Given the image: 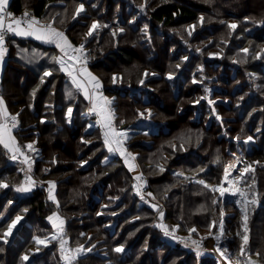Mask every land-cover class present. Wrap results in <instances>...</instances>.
Returning <instances> with one entry per match:
<instances>
[{
  "label": "trees",
  "instance_id": "obj_1",
  "mask_svg": "<svg viewBox=\"0 0 264 264\" xmlns=\"http://www.w3.org/2000/svg\"><path fill=\"white\" fill-rule=\"evenodd\" d=\"M131 1L134 5L146 4V15L138 18L136 8L130 10L127 2L119 0H13L9 10L17 15L28 12L41 21L50 22L55 18V26L65 30L75 45L83 41L94 18L116 28L115 35L108 26L98 39L89 41L88 47L94 54L91 70L103 82L107 93L118 96L115 121L118 128H134L140 109H153L151 125L139 126L142 131L135 134L132 145L140 150L138 163L144 179L143 191L150 197L149 204H139L131 172L120 158L105 162L107 152L100 132L85 133L87 121L81 117L87 108L84 101L77 105L72 126L67 124V108L75 101L74 95H69L70 91L65 89V76L52 60L57 57L56 52L43 51L40 46L21 41L10 53L3 96L10 103L24 106L19 141L34 139L38 132L42 159L34 164L32 175L37 180L57 182L58 204L49 199L44 189H36L26 196L16 191L26 179L25 169L19 171L20 164H10V155L0 144V183L9 185V188H0V264H63L57 245L42 249L30 262L22 256L35 245V236L53 231L48 218L56 212L69 221V234L74 241L86 239L80 237L82 232L92 233L89 244L102 241L97 248H104L108 260L114 264L132 261L136 244L143 246L145 240L152 250L140 264H159L157 251L171 246L161 241L153 222L162 212L166 224L178 221L181 229L210 227L214 217L221 213L220 205L213 203L217 194L196 181L221 184L225 163L238 152L237 138H254L256 142L247 155L260 164L264 162V60L254 59L255 51L259 50L256 45L264 44V0ZM80 3L85 4L86 12L74 21L73 14ZM200 15L204 17L203 23ZM115 20H119L118 26ZM230 21L239 25L234 36L228 27ZM192 23L199 29L193 38L187 30ZM119 27L124 29L122 34L117 31ZM240 37L242 41H238ZM210 40L212 44L204 48ZM184 42L202 48L200 55L190 53L192 58L187 63L182 61L187 54L182 52L187 51ZM246 47L253 51L251 58L241 51ZM223 49L225 59L205 60L203 71L196 75L202 84L192 83L191 75L198 69L197 63L204 60L201 55ZM235 53L238 63L234 64ZM179 64L185 70L178 72ZM48 70L53 72L50 78L43 75ZM248 71L259 78L255 88L247 80ZM177 73L179 78L167 79V74ZM211 73L218 76L213 77ZM113 74L121 75L116 88H113ZM203 76L212 78V84L217 86L214 97L229 100L216 105L224 116L222 122L211 118L206 102L200 106L199 115L191 104L196 96H206ZM43 118L48 122H42ZM82 139H93V142L88 144ZM46 166L49 172H45ZM160 167H164V171H156ZM257 170L263 202L260 211H264V168L259 165ZM153 205L157 206V211ZM225 210L232 214L231 207L226 206ZM99 212L102 215L98 216ZM17 214L25 216L27 221L18 234L13 239L7 237L5 243L3 234ZM136 217L139 220L133 222ZM231 218L237 220V217ZM108 224L113 227H107ZM256 224L253 230L259 255L253 259L263 263L264 218L258 216ZM119 245L131 248L125 260L118 259L115 247ZM171 258V254H166L164 264H169ZM105 260L99 255H88L76 264H103Z\"/></svg>",
  "mask_w": 264,
  "mask_h": 264
},
{
  "label": "rangeland",
  "instance_id": "obj_2",
  "mask_svg": "<svg viewBox=\"0 0 264 264\" xmlns=\"http://www.w3.org/2000/svg\"><path fill=\"white\" fill-rule=\"evenodd\" d=\"M119 1L127 2V5L129 6L130 10L133 8H136L135 14L138 15V18H141L143 15H146V13H147L146 4H142L141 6H139L136 4L134 5V2L131 0H119ZM145 3H146V0H145ZM84 6H85V4H84ZM85 9H86V6H85ZM200 16L203 17V15H200ZM94 20H97L98 22H100L96 18H94L91 21H94ZM133 23H135V21H133ZM232 23H235L237 25V27L234 31L231 29V32L233 33V36H234L236 34L235 32L238 30L239 25L236 21H230L229 22V24H232ZM101 24L107 25V27L109 26L110 28H112L111 30L113 32L116 31V28H113L111 23H109V24L108 23H105V24L101 23ZM119 24H120L119 20H115V26H118ZM193 26H195L194 23L190 24L187 28L188 32H191V35H189L191 38H193L196 35V33L199 31V29H196V26L195 27H193ZM107 27L103 28L101 26L102 30L107 28ZM119 29H123V28L119 27L117 30L119 34H122L124 32V29L122 32L119 31ZM102 30H101V32H102ZM94 35L96 36L95 33H94ZM242 39L243 38L240 37V38H238V41H242ZM212 42H213V40H210L207 44L204 45V48L211 45ZM226 44H227V46H230L229 42ZM183 45L185 46L184 49L185 50L187 49V51H185V52L182 51L183 55H184V53L187 52L186 55H184V56L182 55L183 56L182 61L184 63H187L189 60H191L192 55H197V54L200 55L201 54L202 48L200 47L198 49V46L196 44H194L196 46H194V45L191 46V45H189L188 42H184ZM255 48L259 49V50L255 51V53H254L255 58L254 59H257L258 62L263 61L264 60V58H263L264 57V44L263 45H261V44L256 45ZM260 48L262 50H260ZM244 49H248V52L245 53L243 51ZM241 51L243 53H245V55L248 56L249 58H251V55L253 54V51H250V48H248V47L242 48ZM190 53L192 54L191 56L189 55ZM224 53H225V50L223 49V50H216V51L212 50L206 56L201 55V57L204 58V60H202L201 64L199 62L197 63L198 69L191 75L192 78H194L192 80L193 81L192 83L202 84L201 80H199V78H196V75L198 73H200V71H203L202 65L205 66V64H204L206 62L205 60H210V61L219 60V62H220L221 60L225 59ZM257 57H259V58H257ZM232 60H233L234 64L238 63V58L236 56V53H235L234 57H232ZM263 67H264V64H263ZM182 69L185 70L184 66L182 64H179V67L177 69L178 72H181ZM177 74H174V75L171 74L173 77L172 79H169L168 77L170 74H167V79L168 80H175V78L180 77V74H178V75ZM117 75H119V74H117ZM256 75L257 74L252 75L250 71L247 72V76H248L247 80L249 81V83H253L252 88L257 87V84H258L259 78ZM114 76H115V74H113V77ZM120 76L121 75H119V77ZM211 76L217 77L218 75H214L213 73H211ZM202 78H204L205 84H203V86L206 89V96L205 95L196 96L194 101L191 102V104L196 107V114L202 110L200 108V106L202 107V105H204L206 102L208 107H209V109L207 108V112L210 114L211 118H217L218 121H221V120L224 121V119H223L224 116L218 111L216 105H218L222 102L227 103V101H229V100L224 99L220 96L214 97L213 92L217 86H214L212 84V78L207 79L205 76H203ZM247 93L250 95V93H252V92L249 91ZM248 94L246 96H248ZM246 96L243 95L242 97L245 98ZM210 101H211V103H210ZM256 109H257V107H256ZM141 113H143V115H141ZM149 113H151V115L153 114V109L150 107L140 109V111H139V117H140L139 120L140 121L138 122V125H141L147 121L148 122L151 121V115L149 116ZM255 113H257V110H255ZM198 115H199V113H198ZM116 128L118 130H121L118 127H116ZM224 131H225V129H224ZM126 132H129V131H127V129H126ZM131 139H132V135L130 137H128L127 141H125L124 147H126L128 153H130V151H135V152H137V155L140 156V150L132 148L133 139H132V141H131ZM82 140H84L85 142H90L88 144H92V142H93V139H86V140L82 139ZM236 141L238 143V152L233 154V157L231 159L227 160V162L225 163L224 169H223L222 182L224 181V171L229 165L233 166L232 169L230 170L229 180H232V179L238 177L240 172L245 168L246 165H251L252 168L255 169L254 172L244 173L243 177L236 181V186L243 189L245 192V195L247 197L248 203H247L246 207L242 210V205L244 204V200H243V198H241L239 196V194L232 195L231 192L229 191V192H226L223 197H221L220 194L217 192L216 193L217 194V196H216L217 203H215V206L219 207V205H220L219 213L220 212L221 213H220V216H218L217 218L214 217V219L211 221V226L208 227L207 229L198 228L196 226H190L188 228L181 229L180 228L181 225L178 221L174 222L173 224H169V223L166 224V222L164 220V214H163L162 219H161L160 214H159L158 219L156 218V220L153 222V228L156 229L160 233L161 241L165 240V242L167 241V243H169L171 246V248H166L164 246L163 250L157 251L156 257H158L157 261L159 264H164V262H165L164 256L166 254H171V256H172L169 264H236L237 261H239L240 264H246L248 257H251V259L253 261H254L253 258H258L257 253H256V251H258V250H256L257 249V246H256L257 245L256 244V242H257L256 237L257 236H256L255 231L253 229L255 227L257 228V224H256L257 217L260 216V219L264 218V211H262V210L260 211V209L262 208L261 205L263 204V202L260 198V193L258 190V183H257V178H258L257 177V171H258L257 168L259 165H264V162H261V164H260V162L258 160L253 161L247 155L248 154L247 152L250 151L251 146L256 142L254 138H252L250 141L248 140V138H246L245 140L236 139ZM242 145H244V146H242ZM138 159H139V157H138ZM255 162H259V163H255ZM136 166H137V169L134 170L133 172H135L137 170L141 171V167H140L138 161L136 163ZM262 168H264V167H262ZM163 169H164V167H163ZM156 171H160V170H156ZM27 173L29 175V172H26V177H27ZM131 175H132V172H131ZM3 183L6 184V182H3ZM139 185H143L142 182H139V181L135 182V180H133L134 195L137 197L140 205L146 206L149 204L150 197L142 192V188H144L143 186L140 188V195H137V186H139ZM211 186H217V185H211ZM224 187L227 188V187H229V185L227 183H224ZM6 188H9V186H7ZM164 189L165 188H163V190ZM141 196H143V199H141ZM229 196H232V198ZM254 199H255V203H252V201ZM226 206H229L232 208V211L230 212L232 214H228L226 212V210H225ZM154 208H156L155 209L156 211L158 210L156 205ZM155 210H153V211L155 212ZM100 215H102V212L98 213V216H100ZM245 215L247 216V222H246L247 232L246 233H245V219H244ZM17 216L21 217V220L23 219L22 218L23 215L17 214L16 217ZM231 216L237 217V220L233 221V218H231ZM15 218L11 221V223L15 220ZM221 219L223 220V224H224L223 235H221V233L219 231V223H220ZM230 219H232V222ZM21 220L18 223H16L15 228L20 224ZM138 220H139V217H136L132 221L136 222ZM213 222H215V225H213ZM160 224L166 225L170 231H174V235L176 238H173V236L165 235L164 231L160 227H157V225H160ZM108 225H110V224H108ZM142 226H145V224H142ZM192 228H195L196 232H190L189 230ZM233 229H235V232L232 231ZM50 234H47L44 236H35L33 238V240L37 242V238H39L40 240L45 241V238L50 236ZM245 234H247V236H248V243L245 246V253L246 254L242 256L240 254L241 245L243 244L242 237ZM217 236H220L219 240L216 239ZM138 239H139V237L137 236V238L135 240L137 241ZM192 241H196L199 244V249H197V247H195V246H191ZM185 243H187L188 246H185ZM142 245L144 246V248L147 252L143 250L144 249L143 246L137 247L138 244H136L135 250H134L135 255L130 258L132 261H130L127 264H136V262H137V264H140L142 259H144L145 256L150 253V251L152 249H151V245L149 244V242L147 240H145L142 242ZM119 246H123V245H119ZM254 246H256V247H254ZM40 252H41L40 248L37 245H34L31 247L29 252L24 251L22 256L24 257L25 255H27L28 256L27 261H30V259L32 257H35V256H32L31 254H33V255L37 254V256H38V254ZM130 252H131V248L129 247V248H127V253H130ZM221 252H223L224 254L221 255ZM60 254H61L62 260L66 263L65 259L62 256V252H60ZM127 255L128 254L125 255V259H126ZM207 256L215 258L216 261L214 262L211 259H208ZM121 257H122V259H124L123 255ZM185 259H186V261H185ZM79 261H80V259L78 261H74L73 264H76V262L78 263ZM257 264H259V263H257Z\"/></svg>",
  "mask_w": 264,
  "mask_h": 264
},
{
  "label": "snow or ice",
  "instance_id": "obj_3",
  "mask_svg": "<svg viewBox=\"0 0 264 264\" xmlns=\"http://www.w3.org/2000/svg\"><path fill=\"white\" fill-rule=\"evenodd\" d=\"M9 0H0V63L3 62L4 55L7 52V49L5 48V35L7 33H13L14 35L18 36H31L34 37L37 40H41L45 43L54 44L57 48L60 49V52L63 53V56L60 57H52L53 62L57 63L59 65V71L65 72L68 77L71 79V82L73 85H75L76 89L79 91H82L85 99L89 100V102L92 104V107L89 109V112L95 113L99 119L97 120V125L103 130V142L105 146L107 147L109 152H115L118 153L122 158H124L125 164L129 167L130 171H134L136 168V165L132 163L136 159L135 156H133L131 153L127 152L126 147H124L125 141L128 139V135L124 131H119L115 124V112L111 108L112 101L109 100L107 97L103 96V93L99 91L102 88V83L99 80L98 77L94 76L87 68L88 64V56L85 52L84 45L81 44L79 46H75L71 43V41L68 39V37L64 34L63 31L58 30L57 28L53 27V24H55V18L52 19V21L48 24H42V22L35 17L31 16L28 12H25L23 17L21 18H14L10 12L7 11ZM85 11V7L83 3H80L77 5L76 10L73 14V19L80 16L82 12ZM59 15V14H58ZM204 17H200L201 23L203 22ZM63 23V20L60 21ZM101 25L99 22L94 21L89 31L87 32V36L91 37L94 32H96ZM103 27H107V25H104ZM195 27V26H193ZM228 27L232 29L233 31L236 29L237 25L235 23L229 24ZM119 31H123V29H119ZM113 35L116 33L113 32ZM189 35H191V32H189ZM245 53L248 52V49L243 50ZM78 54V55H77ZM65 57L67 59H65ZM259 58V57H257ZM179 67V65H177ZM51 71H45L44 76H51ZM145 76L148 75V73L144 74ZM169 79H172V75L170 74ZM117 80V77H113V82ZM143 83V81H141ZM91 88V91H90ZM35 95V92L33 93ZM71 95V93H69ZM211 103V101H210ZM72 109H68V116L71 117ZM143 115V113H141ZM151 113H149V116ZM9 121H11V126H9ZM18 124L17 116H11L8 111L7 107L4 103V100L2 97H0V144H3L5 148H7L10 152L13 153L12 159H17V154L24 156L22 163H27L29 165V171L31 169V162L30 158L25 155L21 150L20 147L17 145L15 137L12 135V129L15 128ZM89 127H93V125H89ZM239 139V138H237ZM252 138L248 137V140L250 141ZM90 143V142H86ZM183 147V145H181ZM26 148L29 151H38V149L34 148L33 144L26 145ZM53 163H55V159L53 160ZM86 163V162H84ZM259 163V162H255ZM232 165H229L225 171H224V181L217 186H211L209 184H206L204 180H198L196 183L203 185L205 188H208L213 193H219L221 197L225 195L226 192H231L232 195H237L244 200V204L242 205V210L246 207L248 201L247 197L245 195V192L243 189L236 186V181L243 177L244 173L248 172H254L255 169L252 168L251 165H246L245 168L240 172L239 176L229 180L230 170L232 169ZM264 167V165H262ZM160 171H164L163 167H160ZM177 175H183L182 173H178ZM135 179L137 181H141L142 177L140 175L136 176ZM254 179V178H253ZM26 183L28 184L27 187L21 186L17 187L16 191H28L30 190V187L35 182L31 180V177H26ZM146 183V182H145ZM224 183H227L229 187H224ZM50 188H49V199L55 201V196L52 195V191L55 188V182H49ZM8 185L5 183H0V188H5ZM143 185L137 186V195H140V188ZM149 195H151L149 193ZM141 199H143V196H141ZM213 203H217V201L214 199ZM252 203H255V199L252 201ZM155 207V205L153 206ZM203 209V206H201ZM161 219L163 218V213H160ZM245 233L247 232V216L245 215ZM21 220V217L17 216L15 220L8 225L7 230L3 234L4 242L7 243V237L11 235L13 228L15 227L16 223H18ZM49 220H52L54 222V227L58 229V235L51 237V239H60V247L62 251V256L66 261V264H73V262L78 258L79 255L83 254L85 251L90 252L92 249H84L83 246L77 247L75 250H70L65 247L67 241L63 240L62 237L59 234L63 233V225L64 220L59 218L58 216L55 217H49ZM58 221V223H56ZM213 225H215V222H213ZM157 227H160L165 235L173 236V238H176L174 235V231H170L166 225H157ZM190 232H196L195 228H192L189 230ZM219 231L221 235L224 233V224L223 220L221 219L219 223ZM217 240L220 239V236L216 237ZM243 244L241 245V252L240 254L243 256L245 255V246L248 243V236L245 234L242 237ZM37 244H44L47 246V242L44 240H40L37 238ZM192 244L197 246V249H199V244L196 241H192ZM185 246H188L187 243H185ZM95 247V245H93ZM116 252H122L123 246L117 247L115 249ZM224 253L221 252V255ZM259 255V254H257ZM24 260L28 259V256L25 255L23 257ZM236 264H240L239 261L236 262ZM246 264H257V261H253L251 257L247 258Z\"/></svg>",
  "mask_w": 264,
  "mask_h": 264
},
{
  "label": "crops",
  "instance_id": "obj_4",
  "mask_svg": "<svg viewBox=\"0 0 264 264\" xmlns=\"http://www.w3.org/2000/svg\"><path fill=\"white\" fill-rule=\"evenodd\" d=\"M12 1H13V0H9V3H8V6H7V9L10 8ZM84 7H85V6H84ZM85 12H86V9H85L84 12H82V13L80 14V16H81V15H84ZM80 16L76 17V18L74 19V21L78 20V18H79ZM40 21H41V20H40ZM94 21L98 22L97 20H94ZM94 21H91V22H90L89 28H90L91 24H92ZM41 22H42V24H48V23H50L51 21H50V22H47V21H41ZM99 23H100V22H99ZM100 25H101L102 27L104 26V25H102L101 23H100ZM53 27L57 28V29L60 30V31H63L64 34L68 37V35H67V33H66L65 30H62V29L56 27L55 24H53ZM89 28H88L87 31H89ZM103 28H104V27H103ZM101 30H102V28L100 27L96 32H94V33L96 34V36H95L94 34H93L91 37H88L87 35H85L84 38H83V41H82L80 44H78V45H75V44L71 41V39L68 37V39L71 41V43H72L73 45H75V46H79V45H81V44L84 45L85 52H86V54H87V56H88V64H87V68H88V70H89L94 76H96V77H98V76L95 75V74L93 73V71L91 70V65H92L93 62H94V54H93L92 49H91L90 47H88V43H89V41H90L91 39H93V38H98V37L100 36V32H101ZM86 34H87V32H86ZM98 34H99V35H98ZM21 41H22V42L27 41V42H29V44H30V43H33V44H32L33 46H34V45H36V46H40V47H42V49H44L43 51H46V50L55 51L56 54H57V57L63 56V53H61V52H60V49L57 48L54 44L45 43V42H43V41H41V40H37V39H35L34 37H31V36H18V35H15V37H12V38L9 40V42L7 41V47H8V49H9V51H8L7 54L4 55L3 62L0 63V97L3 98L4 103H5L6 107H7V111H8V113H9L11 116H17L18 124H17V126H16L15 128L12 129V135L15 137L16 143H17V145L20 147V150H21L25 155H27V156L30 158V162H31V169H30V171H29V165H28L27 163H22V162H21V161H23L24 156H21V155L17 154V159H12L11 157H12L13 153L10 152L7 148H5L3 144H1V145H2V147L5 149V151L10 155L9 163H10V164H16V163L20 164V165H21V168H20L19 171H21V170L23 171V170L25 169V172H29V175H28V173H27V177L30 176V177H31V180L35 182L34 184L31 185L30 190H28V191H19L20 194H21L22 196H26V195H28V194H31V193H32L34 190H36V189H44V190L47 191V193H48V197H49V188H50V184H49V182H55V185H56V186H55V188H54L53 191H52V195L55 196V201H53V200H51V199H50V200H51L52 202H54L55 204H58V199H57V195H56V193H57V182L54 181V180H46V181L37 180V179H35V178L33 177V175H32V169H33L34 164H35L37 161H39V160L42 159V157H41V149L38 147V139H37L38 132H35V134H34V135H35V138H34V139L25 140V141H23V142L19 141V139H18L17 137H19V136H18L19 131H21V130L23 129L22 124H21V113H22L23 110H24V106H21V105L17 106L16 102L10 103L9 100H7V99L3 96V88H4V86H5V79H6V77H7V75H6L5 72H6L7 69H9V68H7V67H9V66H8V61H9L10 53H11V51H12V47H15V45H17L18 43H19V44L22 43ZM40 51H42V50H40ZM77 55H78V54H77ZM65 59H67V58L65 57ZM57 67H58V69H59V65H58V64H57ZM48 71H51V70H48ZM51 72H52V71H51ZM60 72L62 73L63 76H65V78H64V83H66V87H65V89H66V90H69L70 93H71V95H74V97H73V98H74L73 101H75L73 106H70V107L67 108L66 116H65L66 119H67V124H69L70 126H72V124H73V120H74V117H75V113H76V111L78 110V106H77V105H78V104L80 103V101L82 100V101H84V102L87 104V108H86V110H85L84 112L81 113V117L83 118V120H86V121H87L86 129H85V133H91V132L94 131V130H98V131L100 132L101 137H102V140H103V130H102V129L99 127V125H97V123H96L97 120L99 119V117H98L95 113H91V112H89V109L92 107V104L89 102V100L85 99V97H84L82 91H79V90L76 89L75 85L72 84L71 79L68 77V75H67L65 72H63V71H60ZM43 75H44V74H43ZM52 76H53V72H52V75H51V76H47V77L50 78V77H52ZM115 77H117V80H116L115 82H113V88H116V87H117V84H118V81H120V77H119V75L115 74ZM98 78H99V77H98ZM99 80H100V79H99ZM100 81H101V80H100ZM44 82H46V81H44ZM101 83H102V88H101L99 91H101V92L103 93V96H104V97H107L109 100L112 101V103H111V108H112V109L114 110V112H115V120H114V124H115V126L117 127L115 121H116V118H117V116H118V101H119L118 96L115 95V94H113V93H107V92H106V89H105V86H104V84H103L102 81H101ZM67 86H68V88H67ZM90 91H91V88H90ZM52 93H54V92H52ZM69 108L72 109L71 117L68 116V109H69ZM139 118H140V117H139ZM149 119H150V118H149ZM139 121H140V120L138 119L137 122H136L135 125H134V128H132V129H127V131H129V132H126V129H121V130H119V131H124V132H126L127 135H128V137H130V136L132 135V139H133L134 136H135V134H137V133H139V132L142 131V129L139 128L140 125H138V122H139ZM42 122H45V123H46V122H48V120H46V118H43V119H42ZM142 123H143V122H142ZM90 124L93 125V127H89ZM143 124H146L147 126H150V125H151V121H149V122H148V121H147V122H144ZM141 125H142V124H141ZM9 126H11V121H9ZM33 126H34V124L31 125V127H33ZM137 130H138V131H137ZM149 131H151V129H150ZM130 133H131V134H130ZM23 134H24V133H23ZM23 136H24V135H23ZM132 139H131V141H132ZM126 141H127V140H126ZM131 141H130V142H131ZM103 143H104V142H103ZM28 144H33V145H34V148H35V149H38V151H29V150L26 148V145H28ZM104 147H105V150H106V152H107V157H106V159H105V162L111 161V160L114 159V158H120V159L123 161L124 165H125L127 168H129V167L125 164V162H124V158H122L118 153H115V152H109L108 149H107V147L105 146V144H104ZM130 153H131L133 156L136 157V159H135L134 161H132V163H134V164L136 165V163H137V161H138L137 159H138L139 155H137V152H135V151H130ZM136 160H137V161H136ZM137 165H138V164H137ZM136 169H137V166H136L135 170H136ZM49 170H50L49 166H46V170H45V172H49ZM131 172H133V171H131ZM6 184H7V183H6ZM7 185H8V184H7ZM8 186H9V185H8ZM21 186H24V187H27V186H28V184L26 183V179L24 180V182L22 183ZM21 186H20V187H21ZM143 187H144V184H143ZM142 192L144 193L143 188H142ZM144 194H145V193H144ZM55 216H58L59 218H61V219L64 220L63 233H62V234H59V235L62 237L63 240L67 241V243H66V245H65V247H66L67 249L75 250L77 247H80V246H83L84 249H88V248H91V249H92L90 252L85 251L83 254L79 255L78 258H77L75 261H78L79 259H80V260H81V259H84V258H86L88 255H99V256L103 257L104 259H106L105 262H104L103 264H114L112 260H108V254H107L106 251H104V248H103V250H101L100 248H97L98 243H100V242H102V241L99 240V241H97V242H94V243H92V244H89V241H90V239H91V237H92V233L86 234L85 232H82V233L80 234V237H81V238L85 237L86 239H84V240L77 239V240L74 241V239H73V238L71 237V235L69 234V221L66 220L64 217H62L58 212L53 213L50 217H55ZM22 218H23V219L21 220L20 224H19V225L13 230V232L11 233L12 235L8 236V238L13 239V238L18 234V232H19V230L21 229L22 225L27 221V220H26V217L22 216ZM48 222L50 223V225H52L53 231L51 232L50 236H48L47 238H45V241L47 242V246H45L44 244H37L36 241H35V245H37V246L40 248L41 252H42V249H44V248H50V247H52L53 245H57L58 250H59V251H58V252H59V256H60V258H61V260H62V257H61V254H60V252H62V251H61V247H60V242H61L60 239H59V238H58V239H55V240L51 239V237H53V236H57V235H58V229H57L56 227H54V222H53L52 220H49V218H48ZM56 223H58V221H56ZM107 227H109V228H110V227H113V224H110V225H108ZM77 243H78V244H77ZM93 245H95V247H93ZM191 246H195V247H197V246L194 245V244H192ZM117 247H120V246H117ZM117 247H115V249H116ZM125 250H126V251H125ZM41 252H40L38 255H40ZM118 254H119L118 259H122V257H121L122 255H123V258L125 259V255L128 254V253H127V248H126L125 246H123V251H122V252H119ZM32 256H33V254H32ZM35 256H37V254H35ZM33 258H34V257H32V258L30 259V261H32ZM26 261H27V260H26ZM30 261H29V262H30ZM62 263H63V264H66L63 260H62ZM76 263H77V262H76Z\"/></svg>",
  "mask_w": 264,
  "mask_h": 264
},
{
  "label": "built area",
  "instance_id": "obj_5",
  "mask_svg": "<svg viewBox=\"0 0 264 264\" xmlns=\"http://www.w3.org/2000/svg\"><path fill=\"white\" fill-rule=\"evenodd\" d=\"M7 11L10 12L14 18H21V17H23V15H24V13H21V14H18V15H17V14H15V13H12L9 9H7ZM9 37H15V35H14L13 33H7V34L5 35V45H4V46H5V48L7 49L6 54H7L8 51H9V49H8V47H7V41H8V38H9ZM138 175H140V176L142 177V180L139 181V182H142V184H144V179H143V176H142V172H141L140 170H137V171H135V172H132L133 180H135V182H136L137 180L135 179V177L138 176Z\"/></svg>",
  "mask_w": 264,
  "mask_h": 264
},
{
  "label": "water",
  "instance_id": "obj_6",
  "mask_svg": "<svg viewBox=\"0 0 264 264\" xmlns=\"http://www.w3.org/2000/svg\"><path fill=\"white\" fill-rule=\"evenodd\" d=\"M258 263V262H257ZM264 263V262H263ZM263 263H261V264H263ZM260 264V263H259Z\"/></svg>",
  "mask_w": 264,
  "mask_h": 264
}]
</instances>
